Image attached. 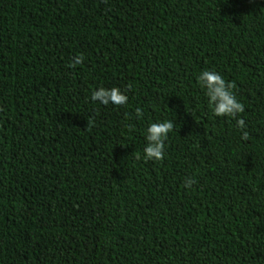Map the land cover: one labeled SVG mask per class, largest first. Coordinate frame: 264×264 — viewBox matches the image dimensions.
<instances>
[{
    "label": "trees",
    "instance_id": "trees-1",
    "mask_svg": "<svg viewBox=\"0 0 264 264\" xmlns=\"http://www.w3.org/2000/svg\"><path fill=\"white\" fill-rule=\"evenodd\" d=\"M163 120L165 158L137 159ZM0 264H264V0H0Z\"/></svg>",
    "mask_w": 264,
    "mask_h": 264
},
{
    "label": "clouds",
    "instance_id": "clouds-1",
    "mask_svg": "<svg viewBox=\"0 0 264 264\" xmlns=\"http://www.w3.org/2000/svg\"><path fill=\"white\" fill-rule=\"evenodd\" d=\"M84 57L77 55L73 59L69 67H75L82 63ZM195 82L203 93L205 102L215 117H224L235 120L237 129L240 130L241 140H246L248 132L246 130L245 120L240 114L245 111L243 103H241L233 91V84L226 82L224 77L213 70H202L196 77ZM89 99L103 106L122 107L128 103L126 92H121L119 88L97 87L90 92ZM144 118L143 109L137 107L135 109V119L142 120ZM173 129L171 120L156 121L147 124L143 130L144 145L142 151L137 152L136 158L144 161L159 162L165 158V141L168 134ZM195 180L186 177L183 182L185 189H191Z\"/></svg>",
    "mask_w": 264,
    "mask_h": 264
}]
</instances>
